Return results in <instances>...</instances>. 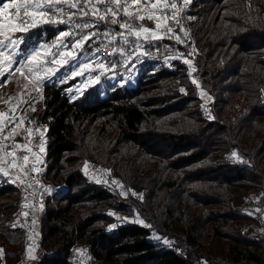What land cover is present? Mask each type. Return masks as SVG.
Returning <instances> with one entry per match:
<instances>
[{
  "label": "trees",
  "instance_id": "trees-1",
  "mask_svg": "<svg viewBox=\"0 0 264 264\" xmlns=\"http://www.w3.org/2000/svg\"><path fill=\"white\" fill-rule=\"evenodd\" d=\"M182 15L194 17L182 20L195 48L191 76L182 57L171 59L188 48L166 37L130 59L134 84L105 76L75 99L68 89L78 79L45 85L38 120L60 191L44 199L35 264H73L77 240L97 264H264V0H192ZM63 30L46 25L26 41H51ZM200 90L212 96L215 120L206 118ZM233 151L243 162L227 159ZM24 200L21 187L0 178V264H20L25 254L26 228L11 227ZM136 216L151 228L133 223Z\"/></svg>",
  "mask_w": 264,
  "mask_h": 264
},
{
  "label": "snow or ice",
  "instance_id": "snow-or-ice-1",
  "mask_svg": "<svg viewBox=\"0 0 264 264\" xmlns=\"http://www.w3.org/2000/svg\"><path fill=\"white\" fill-rule=\"evenodd\" d=\"M191 2L192 0H183V6H180L177 0H0V78L7 75L11 79L15 73H19L20 77L26 81L22 85L23 92L15 97H9L8 100H0L9 105L7 111L0 109V178L18 187L26 186V190L32 189V179L39 184L38 177L46 167V165L44 167L41 165L45 164L47 127L39 125L36 120L29 121L26 126L27 112L38 111L36 104L45 100L43 95L45 85L52 83L65 66L71 65L72 70L65 71L59 79H55L56 83H64L75 77L83 78L75 89H68V92L73 94L71 99H75L80 94L82 87L100 82L101 75L105 74L104 62H96L93 67L92 63L77 61L78 54L86 51L85 44L92 37L99 40L101 36L104 39L111 36L108 43L114 46V52L125 56L128 60L132 57L131 53L126 52L127 48H132L133 51L141 50L145 45H151L166 37L174 40L178 45H184L185 39L178 34L177 28L186 37L189 35L188 30L183 28L182 20H192L194 17L182 14ZM145 22H153L154 26L149 27ZM46 25L57 29L60 25H64L67 30L58 31L50 42H38L22 50L27 34ZM97 25L106 26L108 30L103 33L98 30L86 31L95 29ZM111 26H118L120 31L113 34L114 29ZM118 41L122 44L115 47ZM99 51L100 49H95V52ZM193 52H195L194 47L189 55ZM147 55V52L141 51L135 59L139 61ZM171 59H181V56H174ZM183 63L188 68L189 76L196 72L192 59L184 58ZM13 66H15L14 71ZM93 71H99L100 74L93 76ZM85 73H87L86 77ZM191 82L199 89L200 86L196 79H192ZM17 84L19 86V81ZM179 91L184 93L185 89L180 88ZM25 96L27 99L24 98ZM199 97L204 101L201 107L206 118L215 120V116L211 114L208 107V101L213 99L212 96L200 90ZM10 101H15V103L10 104ZM21 105L26 107L23 109V114L18 115V106ZM17 137H21L23 142H17ZM37 138H39L38 142L33 143ZM227 159L233 162H243L237 151H233L232 156ZM84 171L85 173L88 171L87 164ZM32 173L36 176L33 177ZM93 179L97 184L107 183L95 177ZM26 181H28L27 184ZM112 184L120 189L118 193L120 196L129 195V191L124 190V185L120 181L115 180ZM41 187L43 188L42 185ZM44 191L51 192V188H44ZM37 195L35 190L29 192L31 197ZM131 195L137 196L138 194L132 191ZM139 198L143 199V193L139 194ZM25 199L28 197L26 196ZM43 207V202L39 203L38 208L34 204L22 205V208L32 209L31 225L28 228L29 243L26 244V258L30 260L37 259L35 253L38 246L32 242L34 240L33 227L37 223L35 212L42 211ZM254 211L258 212L260 209ZM246 214L251 216L252 212ZM20 215L28 218L30 213L22 211ZM112 215L115 214L112 213ZM132 222L151 228V224H146L139 216H136ZM18 226L23 227V224L17 221L11 225L12 228ZM111 227L115 228L116 225ZM153 238L172 247L168 239H162L155 234ZM84 251V249L76 250L78 256ZM4 252L5 249L0 248V256H3Z\"/></svg>",
  "mask_w": 264,
  "mask_h": 264
},
{
  "label": "rangeland",
  "instance_id": "rangeland-1",
  "mask_svg": "<svg viewBox=\"0 0 264 264\" xmlns=\"http://www.w3.org/2000/svg\"><path fill=\"white\" fill-rule=\"evenodd\" d=\"M178 5H180V4L178 3ZM187 22H189V20H187ZM145 23L149 27H153L154 26V23L153 22H145ZM178 34L181 36V38L185 39V44L183 46L185 48H188L187 47L188 46V42H189L188 36L186 37L183 32H179ZM40 42H45V41H40ZM46 42H50V41H46ZM157 42H153L152 44L154 45ZM87 44H88V42L85 44V50L86 51L84 53H79L78 54L77 61L78 62L92 63L93 64V67H95V63L96 62H104V60L102 58H99L98 57V55H97L96 52H95V56H93L94 51L90 49L89 45L86 46ZM34 45L35 44L31 43L30 41L28 42V41L25 40V45H22V50L25 47H32ZM141 51H143V49H141V50H135V51H132L131 52V55H132V58H133V62L136 60L135 59V56L137 54H139V52H141ZM189 52H190V49L188 48V55H187V57L186 56H183L182 53H181L180 56L183 59L184 58L192 59V54L189 55ZM121 59L123 61V64L120 66V68H121L120 73H117L115 71V67H112L110 65L105 64L106 65L105 74L104 75H101L100 80H103V78L105 76H110L109 77L110 78L109 80H115V79L117 80L119 78V76L121 75L123 79L124 78L126 79V82L127 83L134 84L135 77H136V75L138 73L137 67L135 66V64L133 62L131 63L130 60H127L125 57H121ZM14 68H15V66H13V71H14ZM71 70H72V66L71 65L65 66V68L61 69V72L57 74V77L55 79H59L60 75H62L65 71H71ZM128 70L129 71L130 70L133 71V73H129ZM99 74L100 73L97 72V71H93L92 72V75L93 76L99 75ZM86 76H87V73H85V77ZM75 79H78L79 82L77 84H74L71 87L72 89H75L76 86L81 83V80L83 78L82 77H75L73 79L67 80L66 82L67 83H70V82H72ZM17 81H19V86L17 84ZM25 82L26 81H24L23 77H20L19 73H15L11 79H9L7 77V75H5L4 77L0 78V85L3 83V86L0 87V100H8L9 97H15L19 93L23 92L24 90L22 88V85ZM92 85H94V84H91V86ZM88 87H90V86H84V87H82L81 90H80V94H78L76 96V98L79 95L82 94V92L84 91V89H87ZM70 95L72 96L73 94L70 93ZM24 98L27 99L26 96ZM11 103H15V101H10V104ZM42 104H43V102L36 104V107L38 109L37 112H35V113H33L31 111H28L27 112L26 120H25L26 126L29 124V121H31V120H36L39 125L44 126L38 120L39 111L41 109ZM25 107L26 106H23V105L18 106L17 114L18 115L23 114V109ZM0 109L7 111V110H9V105H6V104L0 102ZM9 114H11V113H9ZM38 139L39 138H37V140L34 141L33 143L38 142ZM17 142H23L22 138L21 137H18V141ZM34 150H36V149H34ZM22 154H27V153H22ZM44 162H45V164L44 165H41V166L44 167L46 165V167H45L44 172L38 177L39 184L36 183L35 179H32L31 180L32 189H27L26 190V186H20L21 189L25 192V197L26 196L28 197V199H25L23 201L22 205H24V204H34L38 208L39 207V203L40 202H44V199H45L46 195L52 194V196H54L56 193H58L60 191V187L53 180H51V178L48 176V170H47L48 169V162L46 160V156L44 157ZM28 167H30V165ZM45 174L47 175V177L45 176ZM91 175L93 176L94 174L92 173ZM32 176L35 177L36 174L35 173H32ZM27 183H28V181H26V184ZM41 185L43 186V188L41 187ZM49 187L51 188V192H45L44 191V188H49ZM33 190H35L38 193V195L36 197L29 196V192H31ZM53 203H55V201H53ZM127 203L129 204V209H131V210H133L134 207L136 206V202L134 203L133 202V199L130 202L127 201ZM43 205H44V203H43ZM261 210H262V215H260V217H259L260 218V221H261V222H259L260 223L259 224V227H263L264 228V208H261ZM22 211H29V213H30V215H29L28 218H24L22 215H19L20 216L19 224H23V227L26 228V230H27V236H28L29 235L28 228L31 225L32 209L31 208H22V206H21L20 213ZM42 211L35 212V217H36L37 223L33 227V232H32V235L34 237V240L32 242L35 245L38 246L37 249H36V253H35V255L37 256V259H35V260L27 259L26 258V251H25V254H24V256H23L20 264H35L38 261V255H39V251L41 249L42 238H43V236L45 234V232L42 230V224H43L42 221H41ZM117 215L118 216H122V217L126 216V218H129L128 215L121 214L119 212L117 213ZM26 219H27V222H25ZM27 243H29V241ZM77 249H84L85 251H84V253L82 255L78 256L77 255V252H76ZM72 251L74 252L73 255L71 254V258L73 260V264H97V262L95 261V259L93 257V254H92V251H91V246L89 244L84 243V242H81L80 240H77L75 242V244L73 245V247L71 248L70 252H72Z\"/></svg>",
  "mask_w": 264,
  "mask_h": 264
},
{
  "label": "built area",
  "instance_id": "built-area-1",
  "mask_svg": "<svg viewBox=\"0 0 264 264\" xmlns=\"http://www.w3.org/2000/svg\"><path fill=\"white\" fill-rule=\"evenodd\" d=\"M118 26H111V28L114 29V31L117 29ZM98 30L100 33H103L104 31L108 30L106 26L103 25H97L95 29H88V32L96 31ZM113 31V34H114ZM111 39V36H109L107 39H104L102 36L98 40L96 37H92L90 41H88V45L91 50L95 52V49H100L99 52H96L99 58H102L105 62V64L110 65L112 67L118 68L123 64V61L120 57V55L116 52H114V48L111 46V44L108 43V40ZM104 58H107L106 60ZM99 72V71H97ZM3 86V83L0 85V87ZM18 140V137H17ZM74 251V250H73ZM71 252L73 255L74 252Z\"/></svg>",
  "mask_w": 264,
  "mask_h": 264
}]
</instances>
